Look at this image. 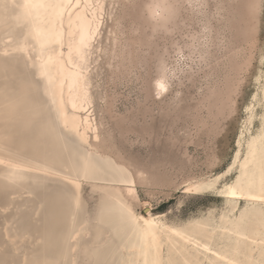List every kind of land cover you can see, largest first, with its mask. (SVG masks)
Returning <instances> with one entry per match:
<instances>
[{
	"label": "rangeland",
	"instance_id": "rangeland-1",
	"mask_svg": "<svg viewBox=\"0 0 264 264\" xmlns=\"http://www.w3.org/2000/svg\"><path fill=\"white\" fill-rule=\"evenodd\" d=\"M153 1L104 0L89 61L91 111L98 125L90 148L132 172L137 198L131 202L138 214L150 208L177 226L216 221L228 208L221 190L239 175L247 143L262 127L264 0H198L195 5L170 0L174 8L165 22L149 16ZM10 34L0 33V108L23 98L19 108L43 112L46 96L34 66L23 53L5 50ZM163 70L171 80L159 95L155 85ZM251 105L255 115L249 120ZM40 126V119L26 127L18 121L15 143L35 140L42 146L46 138ZM62 136L70 150H81ZM223 173L215 188L186 190ZM91 182L83 184L81 213L88 221L78 264H91L88 241L101 235L103 226L97 214L107 198ZM59 184L50 178L0 177V264H48L50 239L61 218L71 214L60 210L68 202ZM20 188L30 194H11ZM250 206L238 200L231 216L242 214L246 226L254 227Z\"/></svg>",
	"mask_w": 264,
	"mask_h": 264
},
{
	"label": "bare ground",
	"instance_id": "bare-ground-1",
	"mask_svg": "<svg viewBox=\"0 0 264 264\" xmlns=\"http://www.w3.org/2000/svg\"><path fill=\"white\" fill-rule=\"evenodd\" d=\"M188 1L195 5L198 0ZM171 3L154 0L148 6L149 16L165 22L174 8ZM103 10L104 0H0V33L13 37L5 50L9 47L28 57L46 96L43 112L19 108L20 102H26L23 98L8 100L0 108V177H41L59 182L68 202L60 210L71 213L61 218L59 231L50 239L53 255L46 257L48 264H78L88 221L81 213L84 181H92L95 190L107 198L97 214L103 225L101 235L88 241L91 264H264V84L262 127L247 143L239 175L221 190L228 208L219 219L177 226L168 224L161 215L154 216L150 208L146 215L138 214L131 202L137 198L132 172L109 154L90 148L92 134L98 137V125L91 111L89 61L93 42L100 34ZM165 70L156 79L159 95L170 85L171 75ZM252 105L248 106L249 120L255 115ZM37 119L41 121L38 131L46 138L42 146H35V140L15 143L13 127L18 121L26 127ZM62 134L81 150H70ZM224 175L192 183L186 190L199 193L215 188ZM23 193L30 191L20 188L11 192ZM240 199L250 203L257 218L254 227L246 226L242 214L231 216Z\"/></svg>",
	"mask_w": 264,
	"mask_h": 264
}]
</instances>
